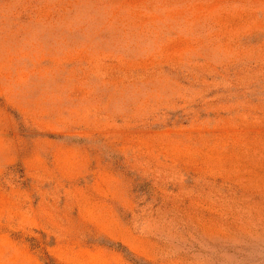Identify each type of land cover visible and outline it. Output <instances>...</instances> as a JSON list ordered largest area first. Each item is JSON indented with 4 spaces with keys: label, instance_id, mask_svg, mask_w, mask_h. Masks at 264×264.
<instances>
[{
    "label": "rangeland",
    "instance_id": "374dc122",
    "mask_svg": "<svg viewBox=\"0 0 264 264\" xmlns=\"http://www.w3.org/2000/svg\"><path fill=\"white\" fill-rule=\"evenodd\" d=\"M0 264H264V0H0Z\"/></svg>",
    "mask_w": 264,
    "mask_h": 264
}]
</instances>
